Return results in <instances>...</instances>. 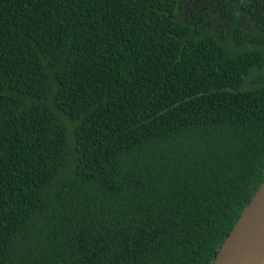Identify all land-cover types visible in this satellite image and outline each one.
Segmentation results:
<instances>
[{"label":"trees","instance_id":"trees-1","mask_svg":"<svg viewBox=\"0 0 264 264\" xmlns=\"http://www.w3.org/2000/svg\"><path fill=\"white\" fill-rule=\"evenodd\" d=\"M224 1L0 0V264L213 262L264 179V0Z\"/></svg>","mask_w":264,"mask_h":264},{"label":"water","instance_id":"water-1","mask_svg":"<svg viewBox=\"0 0 264 264\" xmlns=\"http://www.w3.org/2000/svg\"><path fill=\"white\" fill-rule=\"evenodd\" d=\"M211 264H264V179Z\"/></svg>","mask_w":264,"mask_h":264},{"label":"rangeland","instance_id":"rangeland-1","mask_svg":"<svg viewBox=\"0 0 264 264\" xmlns=\"http://www.w3.org/2000/svg\"><path fill=\"white\" fill-rule=\"evenodd\" d=\"M189 3L191 1H188ZM193 4V3H192ZM193 10L198 13V21L200 23H210L213 25H217V23L213 20L214 13H222L229 14L231 11V7L224 0H201V4L199 2H195L193 5ZM191 11V8H188Z\"/></svg>","mask_w":264,"mask_h":264}]
</instances>
